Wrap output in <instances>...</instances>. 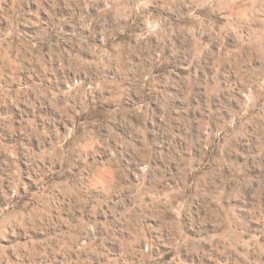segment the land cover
I'll list each match as a JSON object with an SVG mask.
<instances>
[{"label": "rangeland", "instance_id": "374dc122", "mask_svg": "<svg viewBox=\"0 0 264 264\" xmlns=\"http://www.w3.org/2000/svg\"><path fill=\"white\" fill-rule=\"evenodd\" d=\"M0 264H264V0H0Z\"/></svg>", "mask_w": 264, "mask_h": 264}]
</instances>
